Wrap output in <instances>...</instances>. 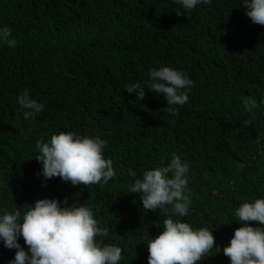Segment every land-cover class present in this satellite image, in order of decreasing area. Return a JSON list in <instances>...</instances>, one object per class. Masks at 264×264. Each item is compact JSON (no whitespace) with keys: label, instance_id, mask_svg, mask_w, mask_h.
Returning a JSON list of instances; mask_svg holds the SVG:
<instances>
[{"label":"trees","instance_id":"1","mask_svg":"<svg viewBox=\"0 0 264 264\" xmlns=\"http://www.w3.org/2000/svg\"><path fill=\"white\" fill-rule=\"evenodd\" d=\"M243 3L186 11L174 0H0V27L17 41L0 44V215L23 216L43 198L87 206L109 230L105 241L122 246L119 264H148L147 243L167 217L144 210L129 185L179 155L192 204L173 218L213 231L217 245L197 264H231L222 249L242 226L234 212L264 198V26L247 20ZM161 66L194 82L178 115L147 87ZM134 83L145 87L139 102L126 91ZM25 89L45 106L31 119L18 104ZM249 97L258 106L246 113ZM60 132L104 139L116 175L88 187L45 180L36 144Z\"/></svg>","mask_w":264,"mask_h":264},{"label":"clouds","instance_id":"2","mask_svg":"<svg viewBox=\"0 0 264 264\" xmlns=\"http://www.w3.org/2000/svg\"><path fill=\"white\" fill-rule=\"evenodd\" d=\"M186 11L198 4H209L211 0H174ZM247 20L264 26V0H244ZM184 15L183 11H176ZM11 29L0 27V44L10 48L16 46ZM152 83L147 87L161 93L167 100L166 110L178 115L176 105L189 101L188 91L193 86L187 74L171 66H161L150 71ZM127 93H136L137 101L146 96L145 87L139 83L126 86ZM24 109V118L31 119L45 107L33 99L25 89L18 98ZM255 99L244 101V111L250 113L257 107ZM252 124L243 120V126ZM106 141L99 136H79L74 132H60L48 142L37 141V159L42 164L45 178L59 177L73 186L88 187L103 181L105 184L116 173L113 161L105 158ZM163 165V162H161ZM189 165L179 155H174L166 166L145 170L141 177L129 185L128 193H140L143 209L157 210L165 214L163 231L148 241V264H197L204 260L217 245L213 231L208 228L194 229L189 223L174 219L184 217L191 211L190 180L187 178ZM136 177V172L129 169ZM64 204H68L67 197ZM171 211L169 214V207ZM241 223L230 243L223 246V254L231 264H264V198L242 203L234 212ZM253 222L261 225L253 226ZM23 237L27 250L19 243ZM109 230L96 220L87 206L62 207L58 199L43 198L26 213L5 210L0 215V259L8 264H119L122 246L105 241ZM15 248L16 253L7 249Z\"/></svg>","mask_w":264,"mask_h":264},{"label":"rangeland","instance_id":"3","mask_svg":"<svg viewBox=\"0 0 264 264\" xmlns=\"http://www.w3.org/2000/svg\"><path fill=\"white\" fill-rule=\"evenodd\" d=\"M2 264H8V262L5 263L4 260H2Z\"/></svg>","mask_w":264,"mask_h":264}]
</instances>
